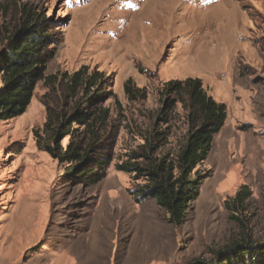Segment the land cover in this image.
Wrapping results in <instances>:
<instances>
[{"label": "rangeland", "instance_id": "1", "mask_svg": "<svg viewBox=\"0 0 264 264\" xmlns=\"http://www.w3.org/2000/svg\"><path fill=\"white\" fill-rule=\"evenodd\" d=\"M28 9L44 19L53 55L25 111L0 121V264H202L240 237L264 241V0H0V31H12ZM79 69L99 76L90 92L72 96L68 78ZM188 77L225 104L223 131L237 132L227 150L207 155L213 171L197 167L209 173L175 227L151 199L133 200L128 190L143 180L116 164L163 118L165 149L178 148L187 110L165 107L176 95L164 84ZM80 102L96 122L67 118ZM49 112L56 124L67 118L75 139L86 137L85 124L102 126L89 153L108 162L100 181L80 182L96 175L94 164L72 177L75 163L36 145ZM242 184L251 193L236 222L223 202Z\"/></svg>", "mask_w": 264, "mask_h": 264}, {"label": "trees", "instance_id": "2", "mask_svg": "<svg viewBox=\"0 0 264 264\" xmlns=\"http://www.w3.org/2000/svg\"><path fill=\"white\" fill-rule=\"evenodd\" d=\"M43 25L44 19L28 9L12 31H0V121L22 114L32 98L35 84L44 78L46 63L53 50L50 48L51 38ZM97 76V72L86 74L83 69L75 71L68 78L69 93L74 96L81 88L85 93L90 92ZM131 85V81L127 80L124 90L134 98ZM164 92L176 95L174 99L167 100L166 108L179 102L187 110L188 128L183 141L174 151L165 149L171 134L170 124H166L168 120L164 118L157 120L144 134L143 142L129 152L126 160L116 164V169L132 174L134 180H143L134 189L128 190L135 202L155 199L164 209L167 222L179 227L186 221L187 210L197 198L199 187L209 173H202L197 167L206 159L214 135L224 125L226 106L204 90L199 78L169 80L164 84ZM95 97L98 95L94 94L93 100ZM50 114L43 127L45 136L36 135V145L60 163H75L67 172L72 177L81 165L94 164L98 171L96 175L89 179L80 178V182L95 184L100 181L108 162L92 160L89 153L99 140L102 126L85 124L87 133L81 140L73 138L72 124L65 123L69 117L84 123L96 122V113L80 102L67 118H62L57 124V118L52 120ZM66 135H70V141L63 149L60 138ZM90 171L86 168L81 174L88 175ZM250 193L247 184H242L233 196L224 200L223 205L230 219L239 222V214L245 209ZM216 256L213 262L202 264H264V241L257 243L250 237H240L217 250Z\"/></svg>", "mask_w": 264, "mask_h": 264}, {"label": "crops", "instance_id": "3", "mask_svg": "<svg viewBox=\"0 0 264 264\" xmlns=\"http://www.w3.org/2000/svg\"><path fill=\"white\" fill-rule=\"evenodd\" d=\"M216 101L217 102H221V101H218V100H216ZM226 114H227V112H226ZM224 124H225V122H224ZM233 126H234V131H231V129H230V132L226 133V132L223 131V129L225 127V125H223L222 128L219 130V132L216 135H214L213 141H212V146H211V149H210V151L208 153L209 157L212 156V154L215 152V150L217 148H224L225 150H227L229 145L232 146L235 143L236 136L234 134L237 132V129H236L235 125H233ZM233 132H234V134H233ZM202 163L205 164L204 161ZM205 165L207 166V168H211V170L213 171V165L211 167H208L209 164H205ZM147 201H149L150 204L155 205L157 207V203H156L155 199H151V200H147ZM165 216H166V214H165ZM165 216H164V218H165Z\"/></svg>", "mask_w": 264, "mask_h": 264}]
</instances>
